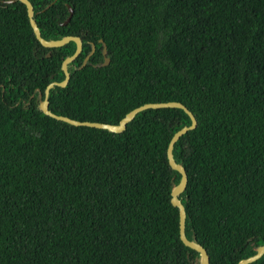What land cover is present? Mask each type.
Instances as JSON below:
<instances>
[{
	"label": "trees",
	"instance_id": "obj_1",
	"mask_svg": "<svg viewBox=\"0 0 264 264\" xmlns=\"http://www.w3.org/2000/svg\"><path fill=\"white\" fill-rule=\"evenodd\" d=\"M29 1L42 37L81 38L48 109L116 123L143 102H182L196 119L172 147L187 176L184 233L209 264L253 253L264 242V0ZM74 48L41 45L25 4L0 0V264H198L178 235L180 174L165 153L188 114L145 108L114 132L43 113Z\"/></svg>",
	"mask_w": 264,
	"mask_h": 264
},
{
	"label": "water",
	"instance_id": "obj_2",
	"mask_svg": "<svg viewBox=\"0 0 264 264\" xmlns=\"http://www.w3.org/2000/svg\"><path fill=\"white\" fill-rule=\"evenodd\" d=\"M6 1H13V0H6ZM25 4L26 8V14L29 21V24L32 28V31L36 37V39L39 41V43L46 47H53V46H60L70 40L74 41L75 48L72 53L65 55L60 63V68L63 71V78L59 81L51 80L49 81L44 89H43V97L38 100V108L45 114L54 117L59 120L66 121L68 123L74 124V125H87V126H94L98 128H105L110 131L119 132L124 129L125 124L134 116V114L142 109L145 108H158V107H178L182 108L189 116L190 123L187 125H182L177 130H175L166 145L165 153L166 158L169 166L172 169H175L179 172L180 176L176 183H174L170 189V202L177 207L178 209V235L182 243L198 252V264H209V258L206 249L198 243L195 239H189L186 237L184 233V218H185V210L184 206L181 203V201L178 199V194L183 190L185 183H186V172L184 167L181 163L176 162L173 154H172V147L175 140L184 132H186L188 129L193 128L196 125V119L193 115V113L180 101L178 100H164V101H147L143 102L139 105H136L126 111L122 117L119 118V120L116 123H110V122H101V121H95V120H79L75 118H71L67 115L63 114H56L52 112L50 109H48V90L53 85H59L64 86L69 78V70L67 69V64L71 62L80 52L81 49V38L78 35H72V34H65L58 38H44L40 35L39 28L33 18V6L30 3L29 0H19ZM72 13V8L68 5V15L64 19L63 23H65L70 15ZM100 40V39H99ZM94 49V43L91 42L90 50L84 55V57L81 60V63L79 67L83 66L88 56L92 53ZM103 53V61L101 64H105L108 62V56L105 55V48H102ZM48 55V53H46ZM41 92L38 91V96H40ZM254 252L239 258L237 261V264H247L248 262H251L258 258L263 252H264V242L261 244H258L254 247Z\"/></svg>",
	"mask_w": 264,
	"mask_h": 264
}]
</instances>
